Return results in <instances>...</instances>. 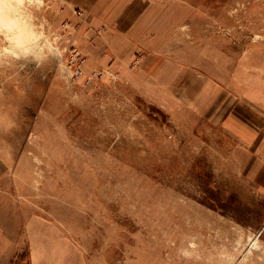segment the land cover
Here are the masks:
<instances>
[{
    "label": "rangeland",
    "instance_id": "374dc122",
    "mask_svg": "<svg viewBox=\"0 0 264 264\" xmlns=\"http://www.w3.org/2000/svg\"><path fill=\"white\" fill-rule=\"evenodd\" d=\"M110 8L122 46L105 69H88L49 0L30 9L31 55L0 63L6 212L51 239L46 264H264V195L220 122L241 90L264 87V0ZM28 246L0 264H35Z\"/></svg>",
    "mask_w": 264,
    "mask_h": 264
},
{
    "label": "crops",
    "instance_id": "0c3cea01",
    "mask_svg": "<svg viewBox=\"0 0 264 264\" xmlns=\"http://www.w3.org/2000/svg\"><path fill=\"white\" fill-rule=\"evenodd\" d=\"M49 2L62 12L56 13L59 19L63 15L68 16L75 25V35L80 49L88 60L87 64H90L88 69H105L116 55L121 54L122 39L114 36L112 39L107 24L112 0H49ZM152 61L153 59L151 61L146 59L137 67L143 82L153 80L152 71L147 72L148 69H153L150 68ZM167 70L168 66L164 69L163 75L161 69L159 83L167 79ZM262 89L254 87L251 90L250 88L241 90L239 97L230 100L226 105L220 122L234 140L233 157L239 164L244 178L253 190L264 195V87ZM2 98L0 95V100ZM214 108H218L216 104ZM0 111L2 112V106ZM9 166V159L0 153V262L7 261L11 251L15 252L18 247L29 245L35 264H46L45 261L52 255L54 244L51 246V239L38 235L27 236L24 225L18 227L13 223L16 217L10 218L6 212L8 207L2 205L9 204L8 190L3 185L7 181Z\"/></svg>",
    "mask_w": 264,
    "mask_h": 264
},
{
    "label": "clouds",
    "instance_id": "9594fccd",
    "mask_svg": "<svg viewBox=\"0 0 264 264\" xmlns=\"http://www.w3.org/2000/svg\"><path fill=\"white\" fill-rule=\"evenodd\" d=\"M42 0H0V63L5 59L19 60L31 55L30 45L40 39L34 24L32 7H40ZM188 255V253H184Z\"/></svg>",
    "mask_w": 264,
    "mask_h": 264
},
{
    "label": "built area",
    "instance_id": "2783aa9c",
    "mask_svg": "<svg viewBox=\"0 0 264 264\" xmlns=\"http://www.w3.org/2000/svg\"><path fill=\"white\" fill-rule=\"evenodd\" d=\"M79 67H80V66L78 65V66H77V70H78V74L81 75V74H82V71L79 69Z\"/></svg>",
    "mask_w": 264,
    "mask_h": 264
}]
</instances>
